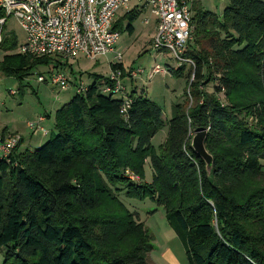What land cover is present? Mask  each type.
<instances>
[{"label":"trees","instance_id":"obj_1","mask_svg":"<svg viewBox=\"0 0 264 264\" xmlns=\"http://www.w3.org/2000/svg\"><path fill=\"white\" fill-rule=\"evenodd\" d=\"M191 8L183 55L194 66L167 68L186 80L169 119L143 91L129 92L122 113L121 100L100 93L103 76L75 84L67 75L86 91L74 89L55 111L47 141L18 145L0 161L2 264H149L152 234L120 201L122 191L163 209L188 264H264V0H226L221 15L199 1ZM137 16L123 14L116 28L127 21L132 34ZM16 44L5 32L0 77L22 80L38 67L49 75L68 64L13 52ZM116 69L126 68L116 61ZM165 126L155 148L151 140ZM197 130L206 131L209 172L191 148Z\"/></svg>","mask_w":264,"mask_h":264},{"label":"built area","instance_id":"obj_2","mask_svg":"<svg viewBox=\"0 0 264 264\" xmlns=\"http://www.w3.org/2000/svg\"><path fill=\"white\" fill-rule=\"evenodd\" d=\"M198 0H0V43L5 32V23L9 17L15 18L24 31V40L16 44L13 52L36 57L54 56L66 60H75L79 56L95 60L99 56L115 53L119 62L122 54L115 50L119 38L116 22L123 14L140 12L149 8L155 16V35L151 40L154 60L157 55L169 53L176 63L194 66L190 58L183 54L192 39V4ZM145 24H148L146 18ZM142 69L110 70L105 81L99 86L102 94L121 100V112L129 108L131 98L125 81L136 78ZM152 73H167V67L154 65ZM193 79V74L190 80ZM38 82H46L38 75ZM48 82L66 91L71 86L70 78L60 70L50 71ZM86 85L80 82L75 92L86 91ZM13 94L14 92L11 91ZM45 116L26 122L32 135L48 134L41 123ZM19 134H0V161L10 160L13 150L20 144ZM132 176V175H131ZM133 177V176H132Z\"/></svg>","mask_w":264,"mask_h":264},{"label":"rangeland","instance_id":"obj_3","mask_svg":"<svg viewBox=\"0 0 264 264\" xmlns=\"http://www.w3.org/2000/svg\"><path fill=\"white\" fill-rule=\"evenodd\" d=\"M198 1L204 9L217 15H221L226 5V0ZM146 18L148 24H145ZM132 25L134 28L132 34L126 30L127 21L120 25L119 38L114 45L115 50L122 54L120 62L126 69H142V72L137 73L132 83L125 81L126 89L128 92L134 89L137 92L143 91L148 99L161 108L163 118L169 119L172 107L185 99L186 80L184 77H172L168 71L158 74L151 72L156 64L167 68L176 67L174 59L167 52L157 55L156 60H154L151 40L155 35V16L151 10L146 8L138 12L137 19ZM5 30L12 32L18 43L24 40V31L15 18L9 17L7 19ZM2 55L3 52H0V58ZM114 56L115 53H109L106 56H99L95 60L79 56L75 60H69L68 64L64 65L60 71L70 75L75 84L78 80L88 84L91 82L92 74L103 77L108 75L110 64L117 61ZM48 73L46 67H38L22 80L14 77H0V134L2 132H5L4 134L16 133L23 137L20 150L28 147L34 149L47 141L51 131H53L55 111L69 101L74 93V86L66 91H60L58 87L50 84ZM38 75H43L47 81L38 82ZM211 88L212 84L206 86L208 91ZM11 91L14 93L12 94ZM39 115L45 116L41 125L48 132L46 136H43L42 133L32 135L26 127L27 121L37 120ZM166 133L167 126L154 135L151 143L155 148L165 140ZM262 163L264 165V161ZM145 179L146 181L151 180V169L148 162L145 164ZM118 197L128 210L136 212L137 215L140 214L144 219L147 213L152 215L159 210L158 214L160 215L163 212L161 207H157L148 199L141 201L127 198L123 191L118 193ZM2 253L3 251L0 249V264L3 262Z\"/></svg>","mask_w":264,"mask_h":264},{"label":"crops","instance_id":"obj_4","mask_svg":"<svg viewBox=\"0 0 264 264\" xmlns=\"http://www.w3.org/2000/svg\"><path fill=\"white\" fill-rule=\"evenodd\" d=\"M22 143L23 137L17 147L18 150ZM158 213L159 210L152 215L147 213L145 219L138 214L139 220L143 222L153 238V249L147 256L149 264H188L183 244L166 221L164 211L160 215Z\"/></svg>","mask_w":264,"mask_h":264},{"label":"water","instance_id":"obj_5","mask_svg":"<svg viewBox=\"0 0 264 264\" xmlns=\"http://www.w3.org/2000/svg\"><path fill=\"white\" fill-rule=\"evenodd\" d=\"M205 130H197L191 138V148L193 151L204 160L206 165V170L209 172L212 166V157L208 153L205 147Z\"/></svg>","mask_w":264,"mask_h":264}]
</instances>
